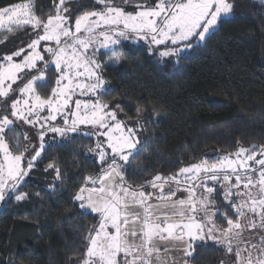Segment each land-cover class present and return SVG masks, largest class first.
Returning a JSON list of instances; mask_svg holds the SVG:
<instances>
[{
  "label": "snow or ice",
  "instance_id": "obj_1",
  "mask_svg": "<svg viewBox=\"0 0 264 264\" xmlns=\"http://www.w3.org/2000/svg\"><path fill=\"white\" fill-rule=\"evenodd\" d=\"M70 2L52 0L43 15L33 0L0 6V43L17 30L34 36L26 48L0 55V204L40 197L21 188L51 146L46 136L95 137L89 152L99 172L84 175L72 200L96 223L69 258L74 264H188L197 242L222 248L233 264H264V143L238 140L235 151L133 185L125 173L143 150L148 110L137 107L129 123L119 100L104 99L105 70L120 64L125 42H142L165 66L178 64L231 16L232 0H91L79 14ZM23 125L36 130L38 146ZM48 170L54 192L61 169L49 162Z\"/></svg>",
  "mask_w": 264,
  "mask_h": 264
},
{
  "label": "trees",
  "instance_id": "obj_2",
  "mask_svg": "<svg viewBox=\"0 0 264 264\" xmlns=\"http://www.w3.org/2000/svg\"><path fill=\"white\" fill-rule=\"evenodd\" d=\"M16 2L27 0H0V6ZM232 2L233 13L206 45L182 54L178 64L174 60L165 66L143 45L125 42L120 64L105 70V99L119 100L132 121L137 107L148 110L147 131L140 137L143 150L130 157L125 173L133 185L158 172L169 175L200 159L235 151L238 140L246 147L264 143V5L257 0ZM33 3L37 15L52 8V0ZM67 6L79 14L92 5L81 0L77 7L73 0ZM30 31L7 34L0 55L25 47L34 37ZM30 139L37 145V136ZM49 143L21 188L40 192V197L11 200L0 208V264H71L83 235L96 223L93 214L85 215L72 200L84 175L99 169L89 152L91 140L73 134ZM49 162L61 169L62 187L57 181L54 192L47 186L55 172L44 171ZM223 255L214 244L195 245L189 264H221Z\"/></svg>",
  "mask_w": 264,
  "mask_h": 264
},
{
  "label": "rangeland",
  "instance_id": "obj_3",
  "mask_svg": "<svg viewBox=\"0 0 264 264\" xmlns=\"http://www.w3.org/2000/svg\"><path fill=\"white\" fill-rule=\"evenodd\" d=\"M71 1H73V0H71ZM34 38V37H33ZM129 43H131V42H129ZM131 44H133V43H131ZM134 45H143L142 44V42L141 43H137V44H134ZM27 46V45H26ZM26 46L24 47V48H26ZM144 46V45H143ZM145 47V46H144ZM102 61H108L109 59H110V57H109V55L108 54H102L100 57H99ZM158 59V58H157ZM174 61V60H173ZM106 69H108V68H106ZM110 69V68H109ZM105 99V98H104ZM107 100H113V101H115V100H117V99H114L113 97L112 98H107ZM124 117V113H121V118H123ZM133 121L131 120V121H129V123H132ZM83 127V126H82ZM23 131H25L26 133H27V135L30 137V138H34V136H36L35 135V133H36V130L34 129V128H32L31 126H29V125H23V129H22ZM73 135V134H72ZM51 136V134H49V136H46L45 137V142L46 143H49V142H53V141H50V139H49V137ZM140 137H141V134H140ZM90 140H91V147H94L95 146V142H96V138L95 137H92V138H89ZM60 140V138L59 137H57L56 138V141H59ZM39 145V140H37V146ZM90 147V148H91ZM92 154V153H91ZM93 155V154H92ZM93 158H94V155H93ZM95 159V158H94ZM131 159V158H130ZM95 161H96V163H97V160L95 159ZM98 164V163H97ZM129 167V166H128ZM127 167V168H128ZM36 168V167H35ZM34 168V169H35ZM97 172H99V169H98V171ZM30 176H31V173H30ZM27 179L28 178H26V181H27ZM220 199H221V197H218L217 198V201H220ZM77 204V203H76ZM78 205V204H77ZM3 206V204H0V208ZM94 216H95V214H93ZM96 217V216H95ZM211 244H213L212 242H209L207 245H211ZM196 245H199V246H202V247H204V246H207V245H203V244H201L200 242H197V244ZM223 252H224V250H223ZM191 257V256H190ZM190 257H187V259H188V264H189V258ZM234 256H231L230 254H228V255H226L225 254V252H224V255H223V259H222V261L224 262V264H233V261H234ZM221 261V262H222ZM71 264H74V261L71 263Z\"/></svg>",
  "mask_w": 264,
  "mask_h": 264
}]
</instances>
